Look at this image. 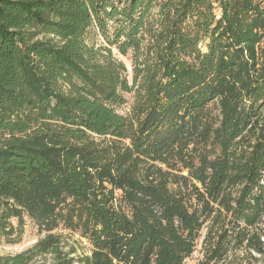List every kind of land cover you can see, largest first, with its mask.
I'll list each match as a JSON object with an SVG mask.
<instances>
[{
    "label": "trees",
    "instance_id": "1",
    "mask_svg": "<svg viewBox=\"0 0 264 264\" xmlns=\"http://www.w3.org/2000/svg\"><path fill=\"white\" fill-rule=\"evenodd\" d=\"M27 220L0 264H264V0H0V245Z\"/></svg>",
    "mask_w": 264,
    "mask_h": 264
},
{
    "label": "rangeland",
    "instance_id": "2",
    "mask_svg": "<svg viewBox=\"0 0 264 264\" xmlns=\"http://www.w3.org/2000/svg\"><path fill=\"white\" fill-rule=\"evenodd\" d=\"M97 42H102L100 37L97 38ZM115 53L117 52L115 51ZM117 57L125 63L130 74V79H132L133 66L131 60L121 55H117ZM24 230L25 231L22 240L18 244L0 245V257H14L21 253L27 252L32 249L43 236L39 233L37 227L29 220L26 221ZM56 233L60 237V246L64 254L71 252L72 248H75L77 250V255H80L84 251H87V243L79 235L64 230L57 231ZM201 243L202 240H200L196 252L191 258L187 260V264H199L202 259ZM29 264H53V256L51 254L45 256H37L32 259L31 263Z\"/></svg>",
    "mask_w": 264,
    "mask_h": 264
}]
</instances>
